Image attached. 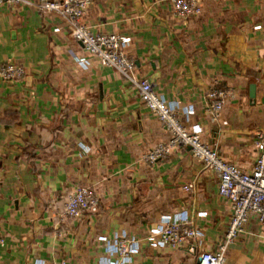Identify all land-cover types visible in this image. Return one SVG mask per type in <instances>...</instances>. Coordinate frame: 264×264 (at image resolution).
<instances>
[{
  "label": "crops",
  "instance_id": "obj_1",
  "mask_svg": "<svg viewBox=\"0 0 264 264\" xmlns=\"http://www.w3.org/2000/svg\"><path fill=\"white\" fill-rule=\"evenodd\" d=\"M200 2L199 16L182 19L170 0H92L82 22L131 37L136 77L190 109L186 127H199L225 161L250 171L264 133V0ZM7 59L27 74L0 81V264H109L121 235L138 243L124 264H195L223 240L231 208L216 174L188 147L143 159L171 132L134 83L85 52L64 19L0 4V65ZM211 89L231 93L216 117ZM79 186L96 191L98 209L69 218L66 203ZM176 218L201 237L181 248L155 245L153 230ZM225 264H264V224L254 215Z\"/></svg>",
  "mask_w": 264,
  "mask_h": 264
},
{
  "label": "built area",
  "instance_id": "obj_2",
  "mask_svg": "<svg viewBox=\"0 0 264 264\" xmlns=\"http://www.w3.org/2000/svg\"><path fill=\"white\" fill-rule=\"evenodd\" d=\"M170 1L174 14L182 19L201 14L200 0ZM91 2L92 0H0V4H25L41 12L61 17L66 21L73 39L81 43L89 56L98 58L104 66L115 69L138 87L143 103L172 134L168 141L157 143L143 156L146 162L155 163L162 160L176 147H188L197 161L216 174L218 193L229 202L231 215L223 240L213 250L202 251L195 264H225L228 246L244 232L251 216L254 215L260 224H264V133L256 134L255 146L259 153L250 171L225 161L215 146L203 140L199 127H186L185 122L189 120L192 112L190 109H181L178 104L167 101L148 79L136 77V63L128 52L131 37L117 33L94 32L82 22ZM75 58L83 65L89 63L86 56ZM26 74V68L11 59L0 65V81L14 82L23 79ZM230 94L223 89L208 91V108L215 117L223 109ZM181 111L184 113V120L180 117ZM183 188L193 189L194 184L187 183ZM98 202L99 198L94 189L79 186L70 195L65 214L69 218H82L86 213L96 211ZM153 236L155 245L181 248L200 238L201 233L187 219L176 218L167 219L155 228ZM4 243V237L0 236V244ZM115 247L118 259L109 264H124L132 260L133 254L138 250V243L133 238L121 235L116 239Z\"/></svg>",
  "mask_w": 264,
  "mask_h": 264
},
{
  "label": "water",
  "instance_id": "obj_3",
  "mask_svg": "<svg viewBox=\"0 0 264 264\" xmlns=\"http://www.w3.org/2000/svg\"><path fill=\"white\" fill-rule=\"evenodd\" d=\"M254 96H255V84H251L249 86V98L251 101H253Z\"/></svg>",
  "mask_w": 264,
  "mask_h": 264
}]
</instances>
